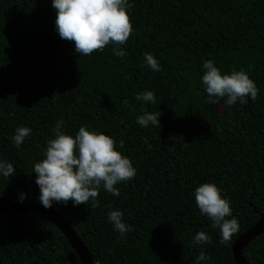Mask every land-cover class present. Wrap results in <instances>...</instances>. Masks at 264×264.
Returning <instances> with one entry per match:
<instances>
[{
    "label": "trees",
    "instance_id": "obj_1",
    "mask_svg": "<svg viewBox=\"0 0 264 264\" xmlns=\"http://www.w3.org/2000/svg\"><path fill=\"white\" fill-rule=\"evenodd\" d=\"M132 32L117 57L113 46L75 53L55 31L51 0H0V159L15 175L0 177V197L39 203L33 165L44 158L52 129L73 138L79 127L108 135L136 175L98 191L97 206L53 204L90 252L94 264H236L232 247L264 212V0H128ZM144 53L160 71L144 65ZM205 60L221 74L243 70L257 87L255 101L209 103L201 83ZM152 91L155 103L135 99ZM159 126L141 128L143 112ZM32 131L19 148L17 127ZM122 142V147H121ZM215 184L239 225L226 244L201 215L192 193ZM40 204V203H39ZM111 205V208H109ZM120 210L132 226L123 238L107 219ZM203 231L210 242L193 243ZM264 264V234L244 250ZM1 264H82L59 229L41 215L0 212Z\"/></svg>",
    "mask_w": 264,
    "mask_h": 264
},
{
    "label": "clouds",
    "instance_id": "obj_2",
    "mask_svg": "<svg viewBox=\"0 0 264 264\" xmlns=\"http://www.w3.org/2000/svg\"><path fill=\"white\" fill-rule=\"evenodd\" d=\"M51 7L55 10V31L61 39L74 42L75 53L86 56L93 50H103L106 45H112L115 56L125 55L119 46L132 32L126 12L131 7L128 0H51ZM144 65L153 72L161 70L157 59L149 53H144ZM201 68V83L208 97L207 102L215 104L217 99L225 98L224 104L231 106L237 102L243 105L249 100H256L257 87L243 70L221 74L212 60H205ZM135 99L155 103L152 91L137 93ZM159 116L145 111L136 117V123L141 128L159 126ZM62 123L56 122L52 129L54 138L47 140L44 158L33 165L39 203L45 209L54 203L67 205L69 200L74 207L89 202L96 207V197L101 189L113 197L119 196L120 191L115 185L136 175L129 157L114 148V141L108 135L81 126L73 138L61 130ZM31 131L27 126L17 127L11 137L13 146L19 148ZM14 173L13 164L0 159V177L9 178ZM192 195L201 215L211 221L212 228L219 229L220 243H228L239 230V225L221 190L215 184L203 183L195 188ZM24 199L25 194L19 193V202ZM122 215L118 209L107 214L113 230L121 238L132 231V226L122 221ZM192 240L197 245L210 242L203 231L196 232ZM208 259L201 251L194 264H202Z\"/></svg>",
    "mask_w": 264,
    "mask_h": 264
},
{
    "label": "water",
    "instance_id": "obj_3",
    "mask_svg": "<svg viewBox=\"0 0 264 264\" xmlns=\"http://www.w3.org/2000/svg\"><path fill=\"white\" fill-rule=\"evenodd\" d=\"M0 212L9 215H41L49 219L59 231L66 237L72 248L75 250L82 264H94L90 252L79 239L66 219L52 208L45 209L39 203H26L11 201L0 197ZM264 234V212L260 216L259 222L239 237L232 247L236 264H248L244 257V250L252 242ZM1 264V263H0Z\"/></svg>",
    "mask_w": 264,
    "mask_h": 264
},
{
    "label": "rangeland",
    "instance_id": "obj_4",
    "mask_svg": "<svg viewBox=\"0 0 264 264\" xmlns=\"http://www.w3.org/2000/svg\"><path fill=\"white\" fill-rule=\"evenodd\" d=\"M215 105H216V103H215ZM216 107H217V109L221 115H226L228 113L227 109L224 106L218 104V105H216Z\"/></svg>",
    "mask_w": 264,
    "mask_h": 264
}]
</instances>
